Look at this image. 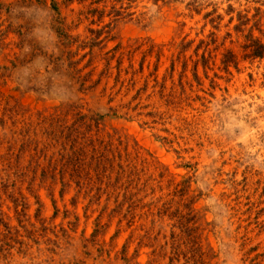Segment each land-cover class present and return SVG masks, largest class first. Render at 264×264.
Wrapping results in <instances>:
<instances>
[{"label": "rangeland", "instance_id": "obj_1", "mask_svg": "<svg viewBox=\"0 0 264 264\" xmlns=\"http://www.w3.org/2000/svg\"><path fill=\"white\" fill-rule=\"evenodd\" d=\"M0 264H264V0H0Z\"/></svg>", "mask_w": 264, "mask_h": 264}, {"label": "trees", "instance_id": "obj_2", "mask_svg": "<svg viewBox=\"0 0 264 264\" xmlns=\"http://www.w3.org/2000/svg\"><path fill=\"white\" fill-rule=\"evenodd\" d=\"M261 46V45H260ZM255 55H260L261 54V51H255V53H254Z\"/></svg>", "mask_w": 264, "mask_h": 264}]
</instances>
